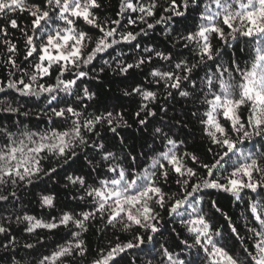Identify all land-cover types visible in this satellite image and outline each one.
I'll list each match as a JSON object with an SVG mask.
<instances>
[{
  "label": "snow or ice",
  "instance_id": "obj_1",
  "mask_svg": "<svg viewBox=\"0 0 264 264\" xmlns=\"http://www.w3.org/2000/svg\"><path fill=\"white\" fill-rule=\"evenodd\" d=\"M166 2L162 11L167 15L155 19L161 9L159 0L147 3L121 0L116 13L120 18L104 21L97 15L103 6L101 0H0V18L6 19V24L0 26V36L4 37L0 43L8 53L4 63L9 72L0 81V93H4L0 98V202L17 200L16 189L32 185L42 176L51 178L58 168L69 160L75 162L73 158H79L81 153L93 171L106 165V172L92 183L84 175L66 176L70 185L83 192L74 199L84 201L87 210L65 212L49 222L27 214L16 217L17 223H25L24 230L28 233L37 229L69 230L71 239L42 256L38 264H74L77 257L86 258L88 249L82 233L97 219L103 220L106 228L130 233L131 239L120 242L117 237V242L107 250H98L91 264H119L129 249L143 251L141 246L161 232L160 210L165 209L190 234L192 243L184 240L183 244L190 250L196 249L197 259L203 264H264V0H210L203 11L197 0ZM190 5L192 11H199L200 23L194 31L177 34V43L189 52L190 58L173 62L171 52L145 47L143 52L148 55L139 57L135 63L112 59L121 74L150 63L153 56L169 62V70L150 72L153 78L150 83L165 90V99L174 98L177 93L197 109L191 115L197 116L202 126L213 162L203 163L195 153L179 151L184 142L173 139L161 127L154 129L153 142L159 137L162 150L157 152L150 147L154 154L148 157L144 153L133 155L122 148L124 154L118 155L108 149L98 129L106 126L123 146L125 138L119 136L118 129L127 126L124 114L107 110L89 112L83 101L91 100L95 93L86 86L78 87V81L89 76L85 69L100 53L122 42L137 40L142 33L146 34V29H154L157 24L184 17ZM22 13L29 18L27 24H18L10 16ZM128 13L138 15L133 18ZM121 18L126 25L143 23L146 28L135 33L124 31ZM149 18L155 19V23H150ZM9 27L18 30L24 39L23 63H17V44L7 38ZM85 28L99 35L93 37ZM238 52L246 59H241ZM104 64L111 67L109 61ZM53 70L55 82H41L51 77ZM65 74L70 78H65ZM13 94L21 97L47 94L48 105L63 94L65 106L50 108L48 115L49 121L58 118V126L33 130L19 119L13 120L12 115H28L21 112V106L11 98ZM132 94L141 97L135 116L140 125H146L148 117L157 115L151 105L159 95L140 86L125 92ZM201 108L204 110L198 115ZM161 110L166 114L163 106ZM248 142H254L251 149L247 148ZM213 146L219 151H214ZM87 150L98 154L99 162L95 156L89 159ZM189 161L199 164L205 170L204 175L189 167ZM171 176H175L179 192L165 191ZM206 189L228 193L245 204L241 223L237 225L215 200L209 201L211 208L225 218L227 236L222 228L214 227L201 207ZM41 204L54 207V197L42 196ZM6 219L10 224L11 218ZM10 230L0 223V235L8 239L5 248L15 246V238L8 236ZM141 231L148 235H142ZM230 241L240 245L239 254L230 247ZM33 247L25 245L28 249ZM152 250L159 252L163 264H193L163 245L159 250L153 245ZM146 264H152V260Z\"/></svg>",
  "mask_w": 264,
  "mask_h": 264
},
{
  "label": "trees",
  "instance_id": "obj_2",
  "mask_svg": "<svg viewBox=\"0 0 264 264\" xmlns=\"http://www.w3.org/2000/svg\"><path fill=\"white\" fill-rule=\"evenodd\" d=\"M147 3L148 0H142ZM210 2V0H197L200 5V11L204 10V4ZM102 8L97 11V15L101 20L108 21L118 19L116 13L120 9L121 0H101ZM180 3V0H178ZM161 9L158 10L155 19H159L160 15H167L162 9L167 7L166 0H159ZM190 5L189 11L186 12L184 17H174L173 21L168 23L157 24L154 29H146V34H141L137 37V40L130 43L122 42L114 48L108 49L105 53H100L96 60L88 66L86 71L89 72V76L82 78L78 81V87H88L89 91L95 93L91 100L84 99L83 103L88 105L89 112H105L112 111L121 112L124 114V120L127 122V126L118 129L119 136L125 138V144L121 146L119 138L114 136L111 132L104 128H99L101 136L104 137V143L109 150L117 152L118 155H123L122 148L131 152L133 155L138 153H144L150 157L154 153L150 151L151 148H155L156 151L161 149V140L156 138L153 142V132L156 127H161L167 132L173 139L183 141V145L179 147V151L193 152L200 157V161L203 163H212V153L207 152V148L210 146L209 142L202 131V126L199 123L197 116L191 115V112L197 111L193 107L192 103L185 98L174 93V98L165 99L166 92L160 87L150 83L153 79L150 72L153 69H159L161 71L169 70L171 65L169 62L162 61L155 56L150 63L142 65L139 69H130L128 73L121 74L116 69V60L113 57H117L123 63H135L141 56H147V53L143 52V48L151 47L157 51L171 52L173 55V62L179 58L188 59L189 52L185 50L180 43H177V34H187L189 31H194L196 26L200 23L199 11H192ZM133 18H136L137 13H128ZM11 18L17 19L18 24H27L29 18L26 13L22 14H10ZM155 19L149 18L150 23H155ZM122 25L125 27L124 31L139 32L140 28H146L143 23H137L136 25H126L125 19L121 18ZM6 24V19L0 18V26ZM83 26V25H81ZM111 26V25H110ZM93 37L99 35V33L91 28H85ZM13 43L17 44L18 54L16 56L17 63H23V57L25 53L24 39L20 32L16 29L9 27L8 37ZM4 37L0 36V40ZM215 43V41H214ZM139 44V48L133 46ZM243 46V45H241ZM91 47V46H90ZM234 47V46H233ZM232 49L229 48V51ZM118 53L122 54L118 56ZM7 51L5 46L0 43V81L5 80L9 75L8 66L5 65L4 60L7 58ZM241 59H246L242 53H237ZM227 59V57L225 58ZM104 61H109L111 67L104 64ZM25 67H29V64H25ZM103 68L104 71H100ZM116 69V70H114ZM22 75V73L20 74ZM203 75V73H201ZM56 72L53 70L51 77H45L41 82L54 83ZM65 78H70L68 74H65ZM26 79V77H25ZM136 86L147 88L148 90L156 91L159 95V99L151 105L154 111L157 112L155 117H148L149 123L146 125H140L135 113L140 110L141 97L132 94L125 95V92H132V89ZM9 93H13V90H6ZM4 96V93H0V98ZM47 94L40 97H21L19 94H13L12 99L16 104L21 106V112H27V116L12 115V119H19L22 125L27 126L33 130H44L53 126H58V118H53V121L48 120L50 115V108L65 106V98L61 94L57 101H53L51 105H48ZM67 99H73L68 97ZM79 103V102H77ZM76 106V105H74ZM161 106L166 109V114L161 110ZM201 108L198 115L203 112ZM47 113V115L45 114ZM14 130V129H13ZM259 140V138H257ZM254 142H248L247 148L251 149V144ZM257 148L261 145L257 143ZM214 147V146H213ZM88 151V158L91 159L95 156L96 162H99V155ZM214 151H219L215 149ZM75 162L69 160L67 164H64L62 168L57 169V173L52 175L51 178L42 176L32 185L22 186L16 189L17 200H9V202H0V223L5 224L6 227H10L8 236L15 238V246L5 248L4 245L8 244V239L5 235H0V264H13L16 261L17 264H38L39 259L44 255H49L56 247L63 244L66 240L71 239L68 235V229L60 228L57 230L49 231L46 229H37L33 233L26 232L25 223L16 222V217H22L23 215H31L39 220L49 222L53 217L59 218L65 212L79 213L84 208V201L74 199L78 195H83L82 191H78L76 187L70 185L66 179L67 175H84L89 183H92L93 179L102 176L106 172V165L103 168H97L93 171L87 161L84 158V154L81 153L79 158H73ZM54 163V162H53ZM189 167L195 168L204 175L205 170L200 168L199 164L189 161ZM47 167V164L45 165ZM228 171L231 168L225 164ZM225 175L227 173H224ZM175 176H171L169 182L165 186V191L169 193H176L180 191L179 186L175 183ZM4 194H7L5 191ZM204 202L201 207L204 213L211 218L214 227L222 228L225 235H228V225L226 220L220 213L215 212L209 203L210 200H215L217 206L220 207L223 212L232 217L233 221L240 225L241 213L245 211V204L242 201H236L228 193L218 192L214 189L204 190ZM44 195H50L54 197V207L48 208L42 206L41 198ZM264 195V194H262ZM252 194L249 193V197ZM245 199H248L246 197ZM160 228L159 234H153V241L146 242L142 245L143 251L140 249H129L126 254H123V259L119 261V264H146V261L151 259L152 264H163V260L160 258L158 251H153V245L155 249L159 250L161 245L169 248L170 251L180 254V258L186 261H192L193 264H203L201 260L197 259L198 252L196 249H188L184 244V240H188V243H192V238L189 233L184 229L178 221L174 220L167 212V209L160 210ZM6 218H11V223H8ZM174 229V231H173ZM77 230V229H72ZM142 235H148L141 231ZM243 234V230H242ZM119 237L120 242H126L131 239L130 233L121 232L117 229L106 228L104 221L97 219L88 226V231L82 233V239L88 249L86 258L77 257L74 264H91V261L97 258L98 250L107 248L110 244H115ZM39 241V242H38ZM26 244L34 245L33 248H25ZM230 247L239 254L240 245L235 241L229 242ZM202 255V254H201Z\"/></svg>",
  "mask_w": 264,
  "mask_h": 264
}]
</instances>
